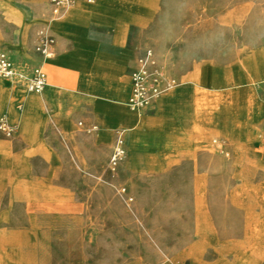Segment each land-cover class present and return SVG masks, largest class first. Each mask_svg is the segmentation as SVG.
Masks as SVG:
<instances>
[{
    "label": "rangeland",
    "instance_id": "rangeland-1",
    "mask_svg": "<svg viewBox=\"0 0 264 264\" xmlns=\"http://www.w3.org/2000/svg\"><path fill=\"white\" fill-rule=\"evenodd\" d=\"M101 5L112 6L127 27L123 76L134 57L151 50L176 82L171 92L187 84L179 110L189 109L190 128L181 111L168 130L158 107L134 113L140 117L130 124L120 107L101 121L105 115L85 106L75 73L47 68L40 94L56 83L70 107L51 111L38 131L50 157H0V264H264V192L244 203L237 192L242 184L264 191V78L254 83L253 72L264 53V0H95L48 15L54 21L76 9L101 15ZM0 11V49L28 77L40 62L29 43L33 27L22 49L11 51L7 24H19ZM91 24L92 18L83 21L88 32ZM98 29L105 32L99 53L108 49L111 58L114 32ZM249 83L259 108L247 98ZM24 86L34 94L27 80ZM92 123L98 134L87 131ZM117 129L125 157L114 167Z\"/></svg>",
    "mask_w": 264,
    "mask_h": 264
},
{
    "label": "crops",
    "instance_id": "crops-1",
    "mask_svg": "<svg viewBox=\"0 0 264 264\" xmlns=\"http://www.w3.org/2000/svg\"><path fill=\"white\" fill-rule=\"evenodd\" d=\"M23 1L25 0H0V9H3L5 12L7 11V13L19 24V26H16L6 23L12 29L7 38V48L11 51L21 50L25 43L26 29L28 27H33L29 43L34 53L38 30L42 27L48 28L49 26L50 29L53 30V32L51 30L50 32L56 38L57 45L55 49V58L45 64L48 79L49 71L47 68L49 67H51V69L53 68L54 72L58 74L62 72L66 73L68 76L75 73L80 83L81 98L85 106H90L87 107L88 110L93 109L96 113L98 112L105 115L101 118V121L106 122L107 118L114 115L117 112L116 109L119 107L124 110L123 119L126 123L130 124L136 121L140 116L134 114L128 107V98L131 92L130 73L135 67L138 57L142 53L133 58V62L128 69V75L124 77L122 67L124 65L125 55L121 52L120 45L124 42L127 27L121 19H114L116 16L114 15L112 6L106 8V6L101 5L100 12H103L101 15H97L96 11L93 9L89 11L76 9L74 10L73 16L65 15L62 20L54 21L55 19L48 15L50 12L51 14L53 13V9L49 2L37 0L31 4L27 3V5L31 6L28 7L25 6ZM111 2H113V0H111ZM81 6L84 5L81 4ZM0 13L2 12L0 11ZM91 18L93 19V24L91 25L95 28L92 29L91 32H88L85 26H83V21ZM45 22H47V24H45ZM99 27L101 29L110 28L114 32V41L111 42L112 45L110 49L114 53L111 58L115 59V62L118 63L114 68L109 66L111 58L105 53L108 49H103L102 53H99L100 47L105 45V42H103L105 32L103 33L102 30H99ZM95 49L96 52L94 53L92 50ZM262 56H264V53L260 54L255 64L259 62V58ZM35 57L37 56L35 55ZM253 72L254 83L264 78V73L262 71H255L253 68ZM55 81L57 80L55 79ZM254 83H249L247 86V98L249 99L252 95L257 101V108V106L261 104V99L254 92ZM186 85L187 84L184 83L182 88L179 87L172 92L170 91L164 94L162 101L158 100L153 106L158 107L161 114L164 115L162 119L163 124L168 127V130L170 127L174 128V120L177 119L182 112L186 116V122H189L191 119L189 109L183 110L181 108L182 112L179 110V101L182 96L185 97L186 95ZM11 86L13 87H8L0 83V114H4L11 122L17 123L19 125V131L13 139L9 140L2 138L0 135V157H25L27 159L28 157H50L43 153L38 131L42 129L43 125L49 120L50 113H65L70 107L68 102L65 103L64 101L63 103L62 101L65 97L62 92L63 90L57 86L56 83H53L45 94L34 93L30 95L27 93L24 84H20V82L13 81ZM177 104L178 106L175 108ZM19 105H23L24 109L18 110ZM259 107L260 105L258 108ZM258 114V109H256L251 120L252 122L249 124V127L248 125L246 126L247 129L253 126L254 118L257 117ZM85 126L86 129L97 127L98 131L100 128L96 123ZM188 128H190L189 124ZM195 128L196 124L194 122L192 129L195 130ZM98 131L95 132V134H98ZM117 131H122V129H117ZM208 133L212 134L210 132H205V134ZM226 136L230 138L231 134L226 132ZM208 138L209 135H207V139ZM259 139L264 141V135H259ZM243 148L245 147H242L241 144L236 147L235 152L238 157L242 156ZM210 155L213 156V153H210ZM23 173L24 176H27L28 172L23 171ZM262 183H264V181ZM243 185L245 184H242L237 191L239 193V199L243 203L250 201L251 194L259 195V193L264 192L260 191L262 190L260 184L251 191Z\"/></svg>",
    "mask_w": 264,
    "mask_h": 264
},
{
    "label": "built area",
    "instance_id": "built-area-1",
    "mask_svg": "<svg viewBox=\"0 0 264 264\" xmlns=\"http://www.w3.org/2000/svg\"><path fill=\"white\" fill-rule=\"evenodd\" d=\"M53 14H58L68 6L77 2L89 4L95 0H48ZM56 38L47 27H42L36 34L34 53L39 63L32 69L29 76H25L14 65L9 54L0 50V79L12 83L13 81L25 84L31 93H42L48 86V73L45 64L56 56ZM131 92L128 98V107L133 113L142 114L153 107L161 96L174 89L176 82L159 64L151 50L144 51L137 59L135 67L130 73ZM264 98V84L262 85ZM90 133L98 131L97 127L87 129ZM17 129L12 126L7 118L0 116V133L7 139H13L17 135ZM125 139L122 131H117L116 144L112 153V166L116 167L125 157ZM183 264H195L187 261Z\"/></svg>",
    "mask_w": 264,
    "mask_h": 264
},
{
    "label": "bare ground",
    "instance_id": "bare-ground-1",
    "mask_svg": "<svg viewBox=\"0 0 264 264\" xmlns=\"http://www.w3.org/2000/svg\"><path fill=\"white\" fill-rule=\"evenodd\" d=\"M65 15V14H64ZM72 16V15H71ZM52 21V20H51ZM258 64V70L262 71L264 73V56L259 58ZM162 98V97H161ZM248 111V110H247ZM200 259V258H199Z\"/></svg>",
    "mask_w": 264,
    "mask_h": 264
}]
</instances>
